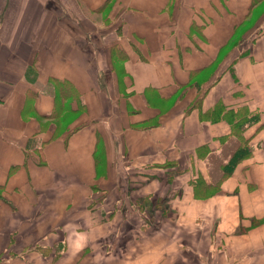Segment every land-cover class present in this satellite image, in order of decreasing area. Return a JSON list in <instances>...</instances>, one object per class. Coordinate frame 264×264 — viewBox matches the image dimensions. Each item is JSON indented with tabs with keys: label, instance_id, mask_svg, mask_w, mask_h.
<instances>
[{
	"label": "crops",
	"instance_id": "crops-1",
	"mask_svg": "<svg viewBox=\"0 0 264 264\" xmlns=\"http://www.w3.org/2000/svg\"><path fill=\"white\" fill-rule=\"evenodd\" d=\"M0 264H264V0H0Z\"/></svg>",
	"mask_w": 264,
	"mask_h": 264
},
{
	"label": "trees",
	"instance_id": "trees-1",
	"mask_svg": "<svg viewBox=\"0 0 264 264\" xmlns=\"http://www.w3.org/2000/svg\"><path fill=\"white\" fill-rule=\"evenodd\" d=\"M249 154L250 147L248 146L246 141L243 142V144H241L240 142V144L233 151L226 163L223 164V177L227 176L233 170L237 162H239L242 158L248 156Z\"/></svg>",
	"mask_w": 264,
	"mask_h": 264
}]
</instances>
